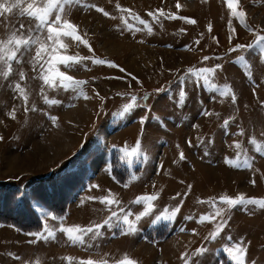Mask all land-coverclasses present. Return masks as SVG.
<instances>
[{"label": "rangeland", "instance_id": "obj_1", "mask_svg": "<svg viewBox=\"0 0 264 264\" xmlns=\"http://www.w3.org/2000/svg\"><path fill=\"white\" fill-rule=\"evenodd\" d=\"M251 2L262 7L260 13ZM117 3L131 12H121ZM236 6L246 13L247 26L232 15L227 0H80L66 18L78 26V34L91 47L62 36L65 47L57 46V50L62 55L114 62L96 64L84 59L70 66L57 65L67 75L86 81L81 87L87 98L78 89H65L59 78L55 86L43 81L40 65L46 70L50 57L43 53L34 66L31 57L38 45L22 61L13 62L9 78L0 76V188L19 195H6L9 210L5 213L18 218L19 222L13 220L19 224L24 214L31 219L26 223L31 227L37 224L34 216L41 222L34 231L0 222V264H80L81 258L108 254L105 258L112 261L123 253L139 264H183L182 254L201 245L206 252L193 256L194 264H236L226 251L236 244L247 249L245 264H264V208L232 207L224 216L230 217L225 227L214 239L209 236L221 219L216 208L226 207L218 199L221 195L264 197V152L251 140L254 136L264 141V56L255 44L235 48L252 43L257 33L264 34V0H238ZM168 13L176 16L170 19ZM141 20L148 21L151 32ZM21 24L26 29L35 20L20 16L18 10L0 15V37ZM38 35L52 45L46 30ZM217 64L222 67L215 68ZM202 67L214 69L207 82L188 72ZM16 82L28 93L27 104ZM225 83L231 91L221 95ZM132 95L147 99H138L131 111L119 114ZM53 99L61 103L53 104ZM13 109L14 117L9 115ZM142 116L147 119L141 121ZM138 138L147 160L143 155L132 158L131 164L121 160L123 149L134 146ZM98 153L112 157L116 182L88 176V163ZM87 155L92 158L82 167ZM142 194L158 195L148 214L139 217L136 232L122 234V222L113 220L115 227L105 225L103 235L95 240L87 233L82 245L71 243L61 230V224L101 223L113 211L119 215L118 209L136 220L146 207L144 201L135 202ZM113 195L119 204L90 199ZM22 198H28L29 212ZM209 198H215L216 204ZM18 202L25 212L19 216L15 214ZM176 206L174 219L153 223L156 216ZM63 208L64 214L58 216L56 210ZM201 214L216 220L201 222ZM45 224L55 238L33 235Z\"/></svg>", "mask_w": 264, "mask_h": 264}, {"label": "snow or ice", "instance_id": "obj_2", "mask_svg": "<svg viewBox=\"0 0 264 264\" xmlns=\"http://www.w3.org/2000/svg\"><path fill=\"white\" fill-rule=\"evenodd\" d=\"M229 8L232 9V15L238 16L240 18L241 23L245 24L247 26V21L245 19L246 13L242 10H239L236 6L238 0H227ZM80 3V0H0V15H3L4 13H14L15 10L19 11L20 16H28L35 20L34 26H28L25 29V25L21 24L20 28L17 30H9L6 32V34L3 37H0V76L4 78H9L10 74L13 73V62L20 60H23V57L29 53L33 47V45H38L35 50V55L31 57V62L35 66L37 65L44 57L43 53H47L48 57H50L46 63L48 65L47 69H44V65L41 64V78L46 84H49L50 86H55V81L57 78H59L60 84L64 86L65 89L73 88L78 89V94L83 95L85 98H87L86 92H84L83 88L81 87L86 83V81L81 79H76L70 75H67L65 72H62L57 67L58 64H64L69 65L70 62L80 61L82 62L84 59H91L96 64H104L107 63L109 65H113L114 62L112 61H106L102 60L98 57L91 56V57H80V56H70V55H62L57 50V46L60 48L65 47L61 37L67 36V37H73L77 41L83 42V44L89 45V42L85 39H83L77 32L78 26L71 22L70 19H67L66 17L70 14L71 9L78 5ZM91 7H96L98 11L102 12L104 15H110L107 11H105L104 8L99 7L98 5H91ZM177 7L179 8L180 5L177 3ZM116 8L120 9L121 12L128 11L131 12V9H125L123 8L119 3L116 4ZM156 12L164 14L162 9H157ZM154 18L156 17V13H150ZM168 17L174 18L176 16V13H168ZM54 16V19L52 18ZM134 19H141L138 15L133 16ZM181 19L190 20L191 18L188 17H180ZM141 22L145 25L148 32L152 31L151 25L148 23V21L141 20ZM192 23H195V20H191ZM126 23V20H125ZM209 29H211V25H209ZM47 31V37L46 39L48 41H52V45H48L44 42V40L41 38L38 33H42L44 31ZM251 30V29H249ZM234 31V29H233ZM253 44L257 45L262 56H264V34L257 33L255 36V39L252 43L247 45L242 44H236L235 48L241 49L244 47L251 48L253 47ZM204 60H208V57H203ZM239 59L243 60L244 57H239ZM116 67H119L118 65H115ZM246 68H250V65L245 61ZM221 65L217 64L215 65V68H220ZM214 71L213 68H207L202 67L199 69L195 68H189L188 72L192 73L194 72L197 77L202 76L204 81L207 82L209 80V73H212ZM251 74V73H249ZM19 77L20 79H25V73L21 70L19 71ZM15 88L18 90L19 95L23 97L24 103H28V93L26 92L25 88L21 86L19 82L15 83ZM162 89H157V91H161ZM43 91V88L41 89ZM231 91L230 85L225 83L222 86L221 89V95H227ZM183 95V92L181 93ZM47 97L45 96V100L47 101ZM146 101L147 97H137L135 95H132L131 102L126 103L123 105V110L119 114H123L124 112L131 111L136 106L137 100ZM232 99L235 100V94H232ZM53 104L61 103V101L58 100H51L50 101ZM147 106V105H145ZM34 107V105H33ZM150 107V106H149ZM28 108H25V111H27ZM11 116H15V110L13 109L12 112L9 113ZM56 118L53 117V120ZM147 119V117H141V121ZM228 121H225V124H227ZM240 132L243 133L244 129L241 128ZM2 139V137H0ZM252 143L257 147L258 151L264 152V141L257 140L254 136L251 137ZM191 143V141H189ZM237 147H240L239 142H235ZM115 147V145H113ZM143 155V159L147 160L148 156L146 152H143L142 149V141L140 138H138L132 147H125L123 149V153L120 156L121 160H127L129 164L132 162V158L136 157L139 158ZM180 157L184 158L183 152L180 153ZM231 162V161H229ZM247 163V162H246ZM248 167H251L250 163H247ZM108 171L112 170V166H107ZM133 178H137L133 175ZM255 183V181H253ZM98 186V185H97ZM127 186V185H125ZM189 191L191 189V185L188 186ZM111 190H109L110 192ZM158 194H142L140 196L136 197L135 202L144 201L146 202V207L144 208L143 212H141L136 220H132L129 218V215L124 212L123 209H118L119 215L117 212L113 211L110 213V215L104 219L101 223H95L91 224L90 226H80V225H72L65 227L63 224H61V230L66 233L69 241L73 244H85L86 243V234L92 233L91 239L95 240L98 236L103 235L102 228L106 225L109 228L115 227L113 220L122 222V228L121 233H133L136 232L138 229L136 227V224L139 220V217L142 215L148 214V212L154 207V205L151 203ZM179 195V193L177 194ZM185 196L187 193L184 194ZM90 199H100L102 202L106 203L107 205L112 204H119L120 201L115 199L113 196H103V197H90ZM220 201L224 203L226 207L216 208V216H220L221 219L218 223L215 224V230L212 231L209 236L210 238H215L221 230L225 227V225L228 223V220L224 218V216L227 215V211L230 210L232 207L242 205H257L261 208H264V197H245L243 193L238 195L237 197H232L228 195H221L218 198ZM209 202L213 205L216 204L215 198H209ZM183 201H181V204ZM179 211V206L173 207L172 210L162 212L160 215L156 216V220L153 221L155 223L156 221L160 219H166L171 220L175 218L176 213ZM216 216L213 215H206L201 214L199 217L200 221H206L211 220L215 221ZM191 218V217H189ZM61 220H63V217H60ZM193 231H196L193 229ZM46 233V234H45ZM33 235L36 236L37 239H40L43 237L44 239L49 238H55V232L48 227L47 224H45L44 229L37 231L33 233ZM226 251L228 252V255L231 257L233 261L236 262V264H245V257L247 254V249L242 246L241 244H236L231 248H227ZM206 252V249L201 245L200 247L193 250L192 253H183L182 256H184L183 264H194V261L192 259L193 256H199ZM108 254H104V256L93 259L91 257L87 258L86 260L84 258H81L80 264H139L138 260L135 258H132L129 254L123 253L120 259L109 261L105 257H107ZM19 259V257H17ZM69 261H71L73 258L68 257ZM24 264H29L28 261H25ZM38 264V261L36 262Z\"/></svg>", "mask_w": 264, "mask_h": 264}, {"label": "trees", "instance_id": "obj_3", "mask_svg": "<svg viewBox=\"0 0 264 264\" xmlns=\"http://www.w3.org/2000/svg\"><path fill=\"white\" fill-rule=\"evenodd\" d=\"M90 158H92L90 155L86 156V161L82 165V167H86L85 165L88 163ZM87 169H88V166H87ZM113 173H114V175L117 174V171L114 168V164H113ZM121 182H125V180H122ZM0 192H2V194L0 195V222L8 223V224L10 223L11 225H13L15 227L17 226V227L21 228L24 231H34V230H39L40 229L41 222H40V220L38 219L37 216L33 217L34 218L33 223H37L34 227H31V224H26V223H31V219L27 218L28 216L26 214H24L25 212H23L19 208L20 207V202L17 203L18 208H16L17 212L15 214L18 215V216L20 214H24L25 217H24L23 220H21L22 224L17 223V222H19L18 218L12 217V216L11 217L7 216L6 213H5V210L6 211L9 210V206H8L9 204H7L8 200H6V195H7L8 198H10L11 196H15V195L19 197V195L17 194V192L15 190L13 191L12 189L4 190V189L0 188ZM22 199H23V201H25V203L23 202V205H25L26 212H29L30 211V207H29L28 198H22ZM38 199L41 200L40 197H38ZM64 208H65V206H64ZM64 208L61 209V210H56V213L58 214V216H61L62 214H64V212H65ZM13 219H15L17 222H15ZM26 221H29V222H26Z\"/></svg>", "mask_w": 264, "mask_h": 264}, {"label": "crops", "instance_id": "obj_4", "mask_svg": "<svg viewBox=\"0 0 264 264\" xmlns=\"http://www.w3.org/2000/svg\"><path fill=\"white\" fill-rule=\"evenodd\" d=\"M85 152L86 151H83L82 155H84ZM79 159H81V158H79ZM111 160H112V157L110 158L109 155H107V154H106V156H103L101 153L96 154L95 157H93L91 159V161H89V163H88V165H89L88 176L90 174L92 178L101 179L102 182H106V181L109 182L110 180H112L113 182H116L115 181L116 179L113 176L112 170L111 171L106 170L107 166H109V165L112 166Z\"/></svg>", "mask_w": 264, "mask_h": 264}, {"label": "bare ground", "instance_id": "obj_5", "mask_svg": "<svg viewBox=\"0 0 264 264\" xmlns=\"http://www.w3.org/2000/svg\"><path fill=\"white\" fill-rule=\"evenodd\" d=\"M251 5H252V7H254V9L256 10V12H258V11H260L261 9H262V7H256V5H255V3L254 2H251ZM263 11V10H262ZM258 13H260V12H258ZM257 14V13H256ZM60 140V139H59ZM56 144V143H55ZM65 148V147H64ZM62 152V151H61ZM259 176V175H258Z\"/></svg>", "mask_w": 264, "mask_h": 264}]
</instances>
